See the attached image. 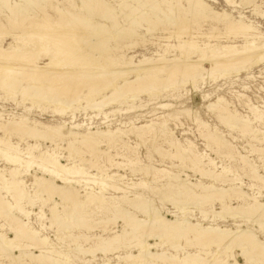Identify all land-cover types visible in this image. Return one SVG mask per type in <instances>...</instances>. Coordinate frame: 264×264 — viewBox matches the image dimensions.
I'll use <instances>...</instances> for the list:
<instances>
[{"label":"bare ground","instance_id":"obj_1","mask_svg":"<svg viewBox=\"0 0 264 264\" xmlns=\"http://www.w3.org/2000/svg\"><path fill=\"white\" fill-rule=\"evenodd\" d=\"M22 1L28 3L31 2V5L35 4L33 3L32 0H22ZM132 1L135 2L136 4L142 5L143 7H151V8L155 6L156 3L158 2V0H132ZM163 1H169L172 3V2H178L179 0H163ZM185 1L189 6L188 7L189 9L187 11H190L191 13V14L189 13L190 16L194 15L193 13H195L201 16L202 18H204L205 20H213L216 23L222 22L225 25L224 31H226V34L227 35L233 34L236 36V38L242 39L244 47L242 49H238L237 47L231 45H226V46H221L219 44L211 45L209 41H205L203 47L199 46L198 40L194 41L196 35L194 36L195 33H193V30L190 29L192 30L191 32L187 28V24L185 23L184 25L179 26V23L177 22L181 19L180 18L177 22L174 21L176 22L174 24L175 26H177L178 29L177 34L179 35V39H181V36L183 35L188 36V40H184V41L179 40L180 41V42L178 41L179 45L173 47V49L181 51L180 57L174 58L172 60H168L163 55H161L157 61L150 60L147 63L141 62L139 64H134V65L131 64V66L128 68H115L113 66H110V64L106 60V57H104L105 53L108 51V48L105 47V44L114 37L116 38V40L118 39L119 41L130 40L133 44H136L137 41L136 39L138 38H136V32L132 28L135 25H137V22L140 21L141 19L140 20L138 19L137 21L134 18L135 15L133 14L134 13L133 11L137 10V8H135V5L134 4H125L124 6L121 5V7H125L128 10V12H125V14L124 13L123 14L125 15L126 19L130 22L131 25L130 29H125L124 31V29L121 30L120 27L121 25L118 24L119 16H117L115 12L116 9L111 10L110 8H108L107 7L109 6L108 3H106L103 0H80V2H82L81 8L76 4L75 0H63V1L54 0V3L56 4L55 6L56 10L59 13V15L62 17V21L57 22V20H55L53 22L50 21L51 17L48 18L49 16L48 14L47 17L43 15L47 23L38 24L37 29L40 32V35H42V37L41 36L40 37L41 38H43V36L46 37L47 42L50 45L54 46L55 51H57L58 54L60 53L61 56L63 57L61 58L58 57L57 55L53 56L50 62L47 63L46 65L37 66L36 61L40 59L38 57V54L40 52L39 50L34 53L32 49H27V48H24L23 50L22 49L17 50L15 52L12 51L13 57L15 53V56L17 55V59H18L17 61L20 62L17 61L14 62L15 60L8 62L7 61L8 58L6 59L7 62L6 61L0 62V84H1L0 86L4 88L5 87L14 88L15 79H17L13 77L14 73H17V75H19L18 73L20 72H26L28 78L38 83L39 85V87L33 86V88L32 86L23 87L21 94H24L26 97H32V98H38L44 100L47 95L46 91L48 90L50 92V90L53 89V91H56L57 93L60 92L61 94H66L68 96V100L66 101L60 100L61 98L59 97H57V99H55L56 97H54L53 100L55 99L56 105L61 107H66V109L68 108L70 109L75 105L76 102L79 101V99H81L80 98L81 94L78 97L79 93H84V95L87 94L89 97H91V99L89 100L85 99L87 101V104L85 107H83L84 109L104 111L105 109L110 108L111 106L116 105L118 103H124L126 100L134 101L141 94L151 95L154 93L155 90L160 89L159 88L160 84L166 78L164 80H161L159 77V79L156 78L150 80L149 78L150 75L142 76L143 72H147L148 70L151 71L150 69H158V73H166L170 77L174 76V79L177 76L183 80V84H185L186 82H193V90H196L197 84L195 81H197V78L199 79V77L201 76L204 77V75H208V77L212 79H216L218 76L224 77V76H229L233 72L237 73L240 71H245L247 66L252 63H253L252 65H255L264 62V39L260 40V36L262 34L258 33L256 29L253 27V25L248 24L243 20L234 19L233 16L229 14L227 15L225 11L222 14H219L220 12L217 13L215 9L205 0H185ZM3 3L6 5V3L8 2L6 1L5 3L4 1ZM147 3L152 5L151 6L149 4L147 5ZM158 4L160 5V3ZM52 5L54 6V4ZM68 5L71 6L73 9H76L77 13L69 12V10L67 9V7H69ZM10 7H11V3H10ZM23 7L24 6L22 4L16 3L14 7L12 6L11 10L14 11L16 9L17 10L19 9V13H20V9H22ZM34 10L36 12V9ZM81 10H85L86 12L83 13ZM138 13L139 12H137V14ZM161 13L163 12H160V14ZM182 14H183V10H182ZM178 15H179V11H178ZM98 17H100L101 20H104L106 24L97 22L96 19ZM179 17H183V16H179ZM157 18L161 21V18L159 16ZM173 18H178V16L177 17L175 16ZM187 22L190 23L189 20ZM156 24H158V22ZM180 24L182 23L180 22ZM139 25L140 24H138V26ZM216 25L218 26V24ZM19 28H21L20 23H19ZM209 32L210 31H208V33ZM199 34H201V32ZM171 35H172L171 37H167L164 40H170L171 38H173V32L171 33ZM208 35L201 37L206 38L208 40L214 39L217 42H219V40L221 39L217 37L218 34L216 36L214 34H208ZM29 40L27 41L29 42ZM202 41L203 40H201V42ZM141 42L143 43L142 39ZM41 45L42 44L40 43V46ZM44 46H46V40ZM15 47L17 48V46ZM43 47H41L40 49L41 50L44 49L45 51L47 47L46 48ZM54 47L52 48V50L54 49ZM158 48L161 47L159 46ZM164 49L166 50V48ZM219 49L223 50L221 53L222 55L217 53ZM96 51L100 52L101 54L100 57H96L94 55V52ZM6 53H8V50ZM52 54L54 53L52 52ZM195 54L199 55L198 60L192 59L191 56ZM4 57L5 56H3V58ZM255 58H259V59L255 61ZM71 62L73 63L76 62L77 65H73ZM100 65H102V67L106 66V68L104 67V69L102 68L100 69L99 67ZM132 74L136 75L135 80L128 81L126 79L124 83L121 84L117 83V81L122 76L126 77ZM80 75L83 76L86 79V81H83L84 85L82 86L79 85L78 87H75L76 81H78L76 79ZM156 76H158L157 73L154 76V78ZM200 79L202 80L203 78ZM175 82L177 83L178 81H173V85L175 84ZM65 85L74 86V88L71 87L73 88L72 93H74V95H69L65 92L67 91V89H70V87L69 88L66 87L67 89L64 90ZM40 86H46L47 90L45 89L46 91L44 92L40 91ZM2 87L1 89H4ZM109 90L112 91L111 94L104 93ZM93 94H96V96L92 97ZM50 101H47V103ZM247 106L249 107L250 112L254 115L253 121L250 117H241L236 110L231 111L230 108H228V106L224 103L223 98H219L215 103H211L207 108L211 110L217 109L218 118L221 120L222 123L230 127L232 130L238 129L243 134L251 135L253 141L254 140L259 141L260 143L264 144V138L263 140H259L257 138L258 136H260L261 130H259V128L251 127L252 122L254 123V121L262 122L264 120V115L259 112L258 107H255L254 105L250 104L249 101L247 103ZM117 113H127V110L125 111L113 110L112 112L104 113L103 117L105 121L111 122L114 119L113 118L112 120H110L111 116H115ZM184 113L188 114L190 118L189 120L199 124L200 126L207 128V124L202 120L198 111L186 110L184 111ZM31 121H29V119L26 117H18V118L11 117L9 119H6L3 118V114L0 113V131H4L5 134L6 133L10 134L14 132L13 134L19 135V137H22L24 139L30 138L37 140V144H35V146L30 145L29 148L27 147L28 149H25L27 150L26 154L28 156L23 157L24 156V155L22 156V154H24L23 151H20V148L18 149V147L14 148L15 146L14 147L12 146V142L9 143L10 136L9 139L7 138L8 140H4L0 138V156H3L6 159V161L9 162L11 165L20 166L22 170L23 169L24 171L26 170L25 171L26 173H29L32 167L35 166L38 168V170H40L43 174H45V176H51V179H47L45 178V176L40 177L35 174H30V177L35 182L36 185L35 187H37V191H36L37 197L47 196L48 197L47 202L48 200H52L53 198L56 197L60 199L61 204L63 205V207L61 206L62 210H59L58 204H55L54 206L50 207V212L52 215L51 218L52 224L57 225L59 228H66V229L87 227L88 223H90L89 218L91 216H89L90 213L88 212L86 214L84 213L87 209L89 210L90 207L92 208L94 207L97 210H107L111 213L112 212L121 213L120 219L123 220L122 221L123 229L121 232H116L115 235H109V233H107L108 231L106 229H103V232L99 236L95 235L92 237L91 236L88 237L87 234L86 236H84L85 239L83 240V242L80 240L83 237H79V235H78L79 238L76 237L73 239L74 242L77 243L74 252L77 253V256L84 257V259L81 260L83 264H96L101 259L98 257V254L100 253H101L100 255L102 254L104 255V257L102 258L103 259L102 264H264L263 240H261L260 237L257 234H255L250 228L242 227V223L241 222L239 223L238 221L240 220L244 222L247 226H249V222L258 224L260 226L261 231L264 234V204L258 199V197H255L256 195L254 197H250L243 190L239 188L237 189L234 188L233 187L235 186L234 184L233 186L229 185L230 186L229 189L219 188L213 184L206 185L201 182L199 184L192 183V185L187 187L186 185L187 181L181 178V174L179 173L172 174L170 176H167L166 179L168 180V186L173 188V190L169 195L164 196V199L162 197L161 198L163 199V201L164 200L168 201L173 205V207L177 208L178 211L182 214V216H179L177 214V215H173L172 217L173 219H169L168 217L162 214V212L156 207L155 203L152 200H146L140 195L136 196L134 199H128L127 197L124 196L116 197L115 195L112 197H107L105 194L109 189V186L111 187V185L108 182V179L104 180L103 178L102 179L99 178L98 180L100 181H98L96 178L95 180H92L95 178V176L89 175L88 170L82 167L83 163L89 161L83 159L82 157L80 160L81 161L80 164H77L76 162L73 161L71 162L70 165L64 166L63 163L61 162L63 158L59 153V150L61 149L60 147L62 144L67 145L66 150H69L70 152L69 160L74 156V154H81L86 152L87 153L91 152L92 155L94 156H97L99 154H104V156H107L108 155L107 151H102L100 149V145L107 144V147L109 149H112L115 145H118V143L121 142L123 143L122 146L123 145L127 146L128 143L122 140V135H125L128 132L135 134L136 132L139 133L141 130H145L147 128L149 129L151 125L138 127L134 123L129 130H125V131H123L121 128H117L115 131H113L110 129V127H108L109 128L108 130L91 131L92 129L89 128L87 132L80 133L67 128L65 123L64 124L61 123L59 125H45L34 120L32 122ZM207 130H206L207 135L205 133L204 136H205V141L207 142L209 148H216L218 149V151L220 149L229 150L227 146L228 141L225 139V137L222 134L219 133V130L217 128L208 130L210 131V133L207 132ZM165 132H166V124H163L160 126L159 131H157L155 135L156 137L158 136L162 137L161 135H163ZM262 134L263 133L261 132V135ZM137 136H139V134ZM39 140L48 141L56 148H47L45 151L44 149L41 148V145L38 142ZM177 141L173 140L169 142V144L176 149L175 152L176 155H173V157H176L177 160L179 159L181 162H183L185 164V167H188L186 166V164H188L189 165L188 168L197 170L200 172V174L203 177H209L214 181H221L223 179L224 174L222 173H225V171L227 172L228 169L227 170L224 169L222 172L219 171L220 174H218L214 171L216 170V164L212 161H210V163L208 164L210 167H207L205 169L204 168L205 164H203L204 163L203 159H205L206 156L204 158L202 154L196 151L195 146L192 142L188 141L187 144L181 145L178 144ZM122 156L124 157V155ZM228 157L232 159L233 155L229 153ZM240 157H241V161L245 163L247 162L246 157H244L243 155H241ZM125 159L128 160L127 157ZM133 162L135 163V161ZM103 165L102 167H99L98 165L99 169L97 170L99 172L102 173L105 172L103 171L104 168ZM119 165L117 163V167H119ZM128 165H130V163H128ZM93 166L95 167V165ZM178 167L179 166H177V168ZM230 168L234 170L233 166ZM250 168H251L250 172H252L253 174V179H255L258 182H261L262 185H264V178L260 176V174L258 173L256 169L257 167H255V165L254 166L249 165V169ZM149 169L153 170V168H149ZM22 170L19 169L8 170V175L11 178L8 179L7 178L8 175L6 176L5 173L6 170L0 168V184L2 183L7 185L6 187L7 193L13 194L12 198L14 200V203H17L16 206L17 205L20 206V209H18L19 207L17 208L19 210L18 212L29 219L30 214L28 211L25 210V208L24 209L22 208L23 206L21 203H26L28 205L33 206L35 203V197L29 194V192L24 187H22L23 181L19 180L24 174ZM132 172H134V169ZM161 173H163L164 175L168 173V171L163 170L161 171ZM116 175L117 174L111 176L108 175L107 178L108 177L114 178L116 177ZM118 178H120L118 180L120 181L123 177L118 176ZM58 181H65L69 186H61L58 184ZM81 183H86V185L84 184L85 187L88 184H94V186L97 185L99 186L100 191H96L93 187L87 186L86 191L91 190V192L87 193L86 200H83L80 198L81 195L80 192L73 186L74 184L80 185ZM143 184L146 185V182L144 181ZM117 186L118 185H115L113 187L114 190H117L118 192L127 191V187L121 188ZM230 192H234L237 195L236 198L238 200L239 199L242 200L244 204L235 207V205H233L231 202L232 200L225 201L227 194ZM180 197H185L188 200H196L195 205H198L201 208L202 211L201 213L203 214L204 217L203 221L208 220L210 214H213L214 221H216V219L218 218L226 219L225 218L226 215H229V217L234 219L235 221L234 224L235 228L221 227L217 224L206 225L202 222L192 221L186 215V211H187L186 206L180 205L183 204L182 201L181 203L177 201V199ZM208 199H211L212 201L220 202L222 209L220 211H215L213 209L214 206L212 207L211 205H210L211 207L209 206L210 207L209 209H203V203ZM250 201H253V203H250ZM121 202H123V204H125L127 207L131 208L132 210L142 213L145 217L139 218L135 215H131L128 208H123V206H121ZM14 210L15 209L13 205L6 199V197L1 192V188H0V217H4L10 221L9 225L7 223L6 224L7 226H9L10 231L13 232L14 234V238H9L4 232L5 228H7L6 224L0 225L1 260L4 257L7 258V260L13 261L15 264H28L26 261L23 260L24 258H26L30 260L29 263L37 262L38 264H72L69 261L68 255L66 253H64L63 251L52 250L51 245H53V243L51 242V240L48 237H43L42 235H40V232L35 230L31 226V223H28V221L25 222L24 220L19 218L14 213ZM115 220L118 219L115 218ZM109 222H111L110 219H104L101 220L99 223L108 224ZM93 227L90 228L88 227V228L91 229ZM192 239L195 241L197 240L198 242L206 243V246H204V249L196 251L195 253H191L189 251L188 252L185 251V246L181 245V242H179L180 244L176 245V243L172 244L171 241V240H175V241L190 240L191 242L193 241ZM58 240L60 239L58 238ZM169 244L171 246V249L176 251V255H173L171 253L169 254L167 251L164 252L159 250V248H163L166 245L169 246ZM211 246L212 247L214 246L215 249L214 250L208 249ZM17 249L20 251V255L15 254V250ZM32 249H36L37 251H39V254L33 253ZM127 249L129 251H124ZM227 250H232V251L231 253L227 254L225 258L222 257V253L224 254V252H226ZM236 250H239L241 252L240 257L244 260L243 263L236 255L235 253ZM114 251H118L117 253L118 255H116L115 258L113 259L112 257H109L110 256L109 254L113 253ZM226 253H228V251ZM88 257L90 259H88Z\"/></svg>","mask_w":264,"mask_h":264},{"label":"rangeland","instance_id":"obj_2","mask_svg":"<svg viewBox=\"0 0 264 264\" xmlns=\"http://www.w3.org/2000/svg\"><path fill=\"white\" fill-rule=\"evenodd\" d=\"M2 1L3 0H0V6H1L0 7V57H1L0 62L1 61L5 62L7 58L8 59L11 58L9 60L7 59L8 62L9 61L11 62L12 60L13 61L15 60L14 62H16L18 60L17 55L15 56V53H14V57H13V52L17 50H21V49L23 50L24 48L32 49L33 53L37 52L38 50L40 51L39 52L40 55L38 54V57L40 59L38 58L39 60L37 59L38 61H36L37 66L46 65L47 63L50 62L53 56L57 55L58 57H61V58L63 57L61 56L60 53L59 55L58 52L55 51L54 46L50 45L47 42L46 37L43 36V38H41L42 35H40V32L37 29L38 24L47 23L46 20L44 19V16L47 17L49 15L48 18L51 17L52 20L50 18V21H53V22L55 20H57V22L62 21V17L59 15V13L56 10V7H55L56 4L54 3V0H39V1L32 0L33 3H35L32 5H31V2L29 3L23 2L22 0H4L5 3L6 1L8 2L6 3L7 6L3 3L4 1L3 2ZM103 1L108 3L109 6L107 7L110 8L111 10L116 9L115 12L117 16H119L118 24L121 25V26L119 25L121 27V30L124 29L125 31V29H130V26H131L130 22L126 19L124 15L125 12H128V10L125 7H121V5L124 6L125 4H134L135 8H137V10L133 11L134 12L133 14L135 15L134 18L137 21L138 19L139 20L141 19L140 21L137 22V25H135L132 28L136 32V38H138V39L135 38L137 40L136 41L137 45L133 44L130 40H126V41H119L118 39L116 40L115 37L112 38L109 42H107L108 44L107 43L105 44V47L108 48V51L106 52L107 54L105 53L104 57H106V60L110 64V66H113L115 68H128L131 66V64L134 65V64H139L141 62L147 63L150 60L157 61L161 55H163L168 60H172L174 58L180 57L181 51L175 50L173 49V47L179 45V42H180L179 40L181 41L188 40V36L183 35L181 36V39H179V35L177 34L178 29L174 23H176L180 18L181 19L177 22L179 23V26L184 25V23L187 24V28L189 30L192 29L193 33H195L194 36L195 35L196 36L194 38V41L198 40L199 46L203 47L205 44L204 42L209 41L211 45H214V44H219L221 46L231 45V46L237 47L238 49H242L244 47L242 39L236 38V36L233 34L232 35L226 34V31H224L225 25L222 22L216 23L213 20H205L204 18H202L201 16L195 13H193L194 14L192 15L193 17L190 16L189 15L190 11H187L189 9L188 8L189 6L187 5V2L185 0H179L178 2H172V3L169 1L158 0L156 5L153 6L152 8L143 7L142 5L136 4L132 0H129V1L128 0L126 1L125 0H103ZM205 1L208 4H210L217 13L220 12L219 14H222L225 11L227 15L229 14L233 16L234 19L243 20L247 22L248 24L253 25L256 31L262 34L261 36L259 35L260 40L264 39V0H244V1L243 0H230V1L205 0ZM75 2L80 8L82 7V2H80V0H75ZM10 3H11V7H10ZM16 3L22 4L24 6L22 9H20V13H19V9L18 10L16 9L14 11L11 10L12 6L14 7ZM158 3H160V5ZM52 4H54V6ZM148 4L149 3H147V5ZM170 4H171V7H170ZM149 5L151 6L152 4H149ZM69 7H67L69 12L77 13L76 9H73L72 7L69 8ZM34 9H36V12ZM159 9H160V12H163V13L160 14ZM182 10H183V14H182ZM81 11L83 13L86 12L85 10H81ZM178 11H179V15H178ZM12 12H13V15H12ZM137 12H139L138 13L139 15L137 14ZM157 15L161 18V21L157 18L158 17ZM172 15L173 17L178 16V18H173ZM179 16H183L184 19L183 17H179ZM165 17L167 18V20ZM22 20L24 23L22 22ZM188 20L190 23L187 22ZM96 21L102 24H106L104 20L100 19V17H98ZM157 22L158 24H156ZM180 22L182 24H180ZM15 23L16 24L18 23L17 24L18 27ZM19 23L21 25V28H19ZM138 24L140 25L138 26ZM216 24H218V26ZM192 30L190 31L192 32ZM199 30L201 34H199L200 33ZM208 31L210 32L208 33ZM8 32L9 34L11 32V34L9 35ZM172 32H173V38H171L170 40H164L167 37H171ZM36 34L39 37L40 36L41 37L39 38ZM208 34H214L215 36L218 34L217 37L221 39L219 40V42H217L214 39L208 40L206 38L201 37V36H205ZM30 35L31 36L33 35V36L31 37ZM175 35H177L178 37ZM141 39L143 43L141 42ZM27 40H29L30 43ZM45 40H46V46H44ZM201 40L203 41L201 42ZM16 42H19V43H16ZM40 43L42 44L41 46H40ZM15 46H17V48ZM159 46L161 48H158ZM41 47L43 48L47 47V48L45 49V51L44 49H42L43 50L42 51L40 49ZM53 47L54 49L52 50ZM164 48H166V50ZM7 50H8V53H6ZM222 51H223L222 49H219L217 53L222 55L221 54ZM52 52L54 54H52ZM2 54L3 56H5L4 58ZM94 55L96 57L101 56L100 52L98 51L94 52ZM191 57L193 60H198L199 55L195 54ZM258 59L259 58H255V61ZM17 62H20V61H17ZM71 63L73 65H77L76 62L74 63L71 62ZM252 64L248 65L245 71H240L237 73L233 72L229 76H224V77L218 76L216 79H212L208 77V75H204V77L201 76L199 77V79L197 78V81H195L197 84L196 90H193V82H186L185 84H183V80L177 76H176L177 78L176 80V78L174 79V76L170 77L166 73H158V69H150L151 71L148 70L147 72H143L142 76L150 75L149 76L150 80H153L156 78L159 79V77L161 80H164L166 78L160 84L159 86L160 89L155 90L154 93L151 95L141 94L134 101L126 100L124 103H118L116 105L111 106L110 108L105 109L104 111L84 109L83 107H85L87 104L86 100L91 99V97H89L87 94L84 95V93H79L78 97L81 94L80 96L81 99H79V101L76 102L75 105L71 107L70 109L69 108L66 109V107L57 106L55 103V99H57V97L61 98L60 100L66 101L68 100V96L66 94H61L60 92L57 93L56 91H53V89H51L49 92L46 89V86H40V91H43V92L46 90L48 91V92L46 91L47 95L44 100L38 99V98L26 97L24 94H21L23 87L32 86L33 88V86L39 87V85L38 83L30 80L26 72H20L18 73L19 75H17V73H14L13 77L17 78V79L14 78L15 79L14 88H7V87L4 88L0 86V113L3 114V118H6V119H9L11 117H17V118L26 117L29 119V121L34 120V121H37L45 125H59L61 123L62 124L65 123L67 128L74 130L76 132H80V133L87 132L89 128L92 129L91 131L108 130L109 129L108 127H110V129L113 131H115L117 128H121L123 131H125V130H129L134 123L138 127L151 125L149 129L147 128L148 131L147 129H145V130H141L139 133L136 132V134L128 132L125 135H122V140L128 143L127 146L126 145L122 146L123 143L121 142H119L118 145H115L112 149H109L107 147V144L100 145V149L102 151H107L108 153L107 156H104V154H99L97 156H94L92 155L91 152H88V153L86 152V153H81V154H74V156L70 158L69 160L70 152L69 150H66L67 145H64V144L61 145L60 148L61 149L63 148V149L62 150L60 149L59 153L61 154L63 158L61 162L63 163L64 166L70 165L71 162L73 161L76 162L77 164H80L81 157L89 161V162L83 163L82 167L88 170L89 175L95 176V178L92 180H95L96 178L97 180L99 178L100 179L103 178L104 180L108 179V182L111 185V187L109 186V189L107 190L105 194L107 197H112L115 195L116 197L124 196V197H127L128 199H134L136 196L140 195L146 200H152L155 203L156 207L162 212V214L168 217L169 219H173L172 218L173 215H177V214L179 216H182V214L178 211V209L173 207L171 203L165 200L163 201L164 196L169 195L171 191L173 190V188L168 186V180L166 178L167 176H170L172 174H177V173L181 174V178L187 181L186 182L187 187L192 185V183L199 184L201 182L206 185L213 184L219 188L229 189L230 188L229 185L233 186L234 184L235 185L233 186L234 188L236 189L239 188L243 190L250 197H254L256 195L255 197H258V199L264 204V191H262L264 190V185H262L261 182H258L255 179H253V174L252 172H250L251 168L249 169V165H253V166L255 165V167H257L256 169L258 173L260 174V176L264 178V150H263L264 144L260 143L259 141H255V140L253 141L251 135L243 134L238 129L232 130L230 127L222 123L221 120L218 118L217 109L211 110L207 108L211 103H215L219 98H223L224 103L228 106V108H230L231 111L236 110L237 113L241 117H250L253 121L254 115L250 112L249 107L247 106V103L249 101L250 104L254 105L255 107H258L259 112L264 115V62L260 64H255V65H252ZM99 67L100 69L101 68L104 69V67L106 68V66L102 67V65H100ZM156 73L158 74V76L154 78ZM124 77L125 76H122L120 78L121 80L119 79L117 83L118 84L124 83L126 79L128 81H133L136 79V75L134 74L130 76H126L125 78ZM200 78H203V79L201 80ZM76 80L78 81H76L75 87H78L79 85L80 86L84 85L83 81H86V79L81 75L77 77ZM173 81H178V82L177 83L175 82V84L173 85ZM1 87L4 89H1ZM66 87L68 88L70 87L71 90L67 89ZM71 87L74 88V86L72 85L71 86L65 85L64 90L67 89V91H65L67 94L74 95V93H72L73 88ZM104 93L111 94L112 91L109 90ZM94 96H96V94H93L92 97ZM54 97L56 98L53 100ZM47 101H50V102L47 103ZM113 110H124V111L127 110V113H117L115 116H111L110 120L114 118L111 122L105 121L103 114L112 112ZM186 110L187 111L188 110L198 111L202 120L207 124V128L200 126L199 124L189 120L190 118L188 114L184 113V111ZM263 122L264 120L262 122L254 121V123L252 122V126H251L252 128L253 127L259 128V130H261L260 136L257 137L259 140H263L264 138V123ZM163 124H166V132L163 135H161L162 137L160 136L156 137L155 133L159 131L160 126ZM214 128H217L219 130V133L222 134L225 137V139L228 141L227 146L229 150L220 149L218 151V149L216 148L208 147L207 142L205 141L204 135L207 129L210 130ZM208 130L207 132L210 133V131ZM261 132L263 133L262 135H261ZM13 133L5 134L4 131H0V138L4 140H8L10 136L9 143L12 142V146L13 147L15 146L14 148L16 147H18V149L20 148V151H23L24 153L22 154V156L24 155L23 157H27L28 156L26 154L27 150L25 149H28L30 145L35 146V144H37V140L30 139V138L24 139L22 137H19V135H16ZM137 133L139 134V136H137L138 135ZM173 140L175 141L178 140L177 141L178 144H181V145L187 144L188 141L192 142L195 146L196 151L202 154L204 158L206 156V158L203 159L204 161L203 164H205L204 165L205 169L207 167H210L208 165L210 161L216 164V170L214 171L218 174H220V172H222L224 169L226 170L228 169L227 172L225 171V173H222L224 174L223 175L224 177L222 176L223 177V179L221 180L222 182L214 181L213 179L209 177H203L199 171L188 168L189 167L188 164H186V166L188 167H185V164L183 162H181L179 159L177 160L176 157H173V155H176L175 153L176 149L173 148L169 144V142ZM38 142L41 145V148L44 149L45 151L47 148H56L54 145H52L48 141L39 140ZM235 150H236V153H235ZM229 153L233 155L234 159L233 158L230 159L228 157ZM122 155H124V157ZM241 155L247 158L246 163L241 161V157H240ZM92 157L93 158L95 157V158L93 159ZM126 157L128 158V160L125 159ZM133 161H135V163ZM117 163L118 165L120 164L119 167H117ZM128 163H130V165H128ZM93 165H95L96 168ZM98 165L99 167H102V165L104 166L103 168V171H105L104 173L99 172L97 170L99 169ZM177 166L179 167L177 168ZM232 166L234 170L230 168ZM0 168L6 170L5 172L6 176L8 175V170H11V169L22 170L20 166L11 165L9 162L6 161V159L3 156H0ZM149 168H153V170H150ZM133 169H134V172H132ZM163 170L168 171V173L163 175V173H161V171ZM25 171L24 169L22 170L24 174L19 180L23 181L22 187H24L29 192V194L35 197V203L33 206L28 205L26 203H21L23 206L22 208L23 209L25 208V210L29 212L30 214L29 219L18 212L19 211L18 209H20V206L18 205L16 206L17 203H14V200L12 198L13 194L7 193L6 184H2V183L0 184L1 192L6 197V199L13 205L15 209L14 213L19 218L24 220L25 222L28 221V223H31V226L35 230L39 231L40 235H42L43 237H48L53 243V245H51L52 250L63 251L64 253H66L68 255L69 261L72 264H83L81 260L84 259V257L77 256V253L74 252V250L76 249L77 243H75L73 239L78 237V235L79 237H83L80 239L83 242V240L85 239L84 236H86L87 234H88L87 235L88 237L90 236L92 237L95 235L99 236L103 232V229H106L109 235H115L116 232L122 231L123 229L122 221L123 220L120 219V215H121L120 212H117V213L112 212L113 213L112 214L111 212L107 210H97L94 207L93 208L90 207L89 210L87 209L84 213L86 214L88 212L90 213L89 216H91L90 217L91 219L89 218L90 223H88L87 227L66 229V228H59L57 225H53L51 222L52 215L50 212V207L54 206L55 204H58L59 210H62L63 205L61 204L60 199L55 197L52 200H48L47 202V199H48L47 196L37 197L36 196L37 187H35L36 186L35 182L30 177V174H35L40 177L45 176V174H43L35 166L32 167L29 173H26ZM114 174H117L116 177L107 178L108 175L111 176ZM118 176L123 177L121 179L122 181L121 180L118 181L120 179L118 178ZM7 178L11 179L9 175L7 176ZM45 178L51 179V176H45ZM144 181L146 182V185L143 184ZM58 184L61 186H69L67 185V182L65 181H58ZM84 184L86 185V183H81L80 185L78 184L73 185L80 192L81 194L80 198L83 200H86L87 193L91 192V190H87L88 192L86 191L87 186H91L96 191H100V188L97 185L94 186V184H88L85 187ZM115 185H118L117 187H121V188L127 187V191L118 192L117 190H114L113 188ZM259 189L260 190L262 189L261 193ZM236 196L237 195L234 192H230L227 194L225 201L232 200L231 202L233 205H235V207L238 205L244 204L243 201L240 199L238 200ZM177 201L179 203H181L182 201L183 204H180V205L186 206L187 208L186 215L194 222H202L206 225L217 224L221 227L235 228V225H234L235 221L234 219L230 218L229 215H226L225 217L226 219L218 218L216 219V221H214L213 214H210L209 219L206 221H203L204 217H203V214L201 213L202 212L201 208L198 205H195L196 200H188L185 197H180L177 199ZM211 201H212L211 199L204 201L205 204L203 203V209H209L211 206L212 207L214 206L213 209L215 211H220L222 209L220 202L218 201L211 202ZM250 203H253V201H250ZM121 206H123V208H128L131 215H135L139 218L145 217L142 213L134 211L131 208L127 207L125 204H123V202H121ZM114 217L117 218L119 221L115 220ZM5 219L6 218L4 217H0V225L6 224V223L8 225L10 224V221L7 219L5 220ZM104 219H110L111 222H109L108 224L99 223L101 220H104ZM238 221L239 223L240 222L242 223V227L250 228L264 242V234L261 231L260 226L258 224L249 222V226H247L244 222L240 220ZM7 224H6L7 228H5L4 232L9 238H14V234L13 232L10 231L9 226H7ZM88 227L89 228L93 227V228L89 229ZM58 238L60 240H58ZM171 241H172V244L176 243V245L180 244L179 242H181V245L185 246V251L187 252L189 251L191 253H195L196 251L204 249V246H206V243L198 242L197 240L196 241L193 240L191 242L190 240L189 241L176 240L177 242L175 240H171ZM169 246L166 245L163 248H159V250L164 251V252L167 251L169 254L171 253L173 255H176V251L171 249V246L170 247ZM208 249L214 250L215 248L214 246L213 247L211 246ZM124 251H129V250L127 249ZM227 251L228 253H226ZM227 251L224 252V254L222 253V257L225 258L226 255L231 253L232 250H227ZM32 252L39 254V251H37L36 249H32ZM117 253L118 251H114L113 253L109 254L110 255L109 257H112L114 259L115 256L118 255ZM235 253L239 257L240 261L243 263L244 260L240 257L241 252L239 250H236ZM15 254L20 255V251L18 249L15 250ZM100 254H98V257L101 259L96 264L103 263L102 258L104 257V255L103 254L100 255ZM88 259L90 258L88 257ZM23 260L26 261L28 264H34V263L38 264L37 262L29 263L30 260L26 258H24ZM10 261L11 260H7V258H4V257L1 260V257H0L1 264H12V263L15 264L13 261L11 262Z\"/></svg>","mask_w":264,"mask_h":264}]
</instances>
